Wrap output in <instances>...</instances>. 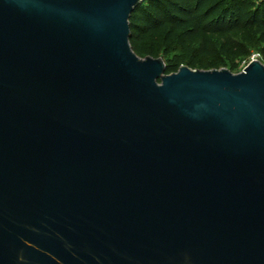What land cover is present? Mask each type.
Here are the masks:
<instances>
[{
  "label": "water",
  "instance_id": "95a60500",
  "mask_svg": "<svg viewBox=\"0 0 264 264\" xmlns=\"http://www.w3.org/2000/svg\"><path fill=\"white\" fill-rule=\"evenodd\" d=\"M145 0H0V264H264V64L131 48Z\"/></svg>",
  "mask_w": 264,
  "mask_h": 264
},
{
  "label": "trees",
  "instance_id": "16d2710c",
  "mask_svg": "<svg viewBox=\"0 0 264 264\" xmlns=\"http://www.w3.org/2000/svg\"><path fill=\"white\" fill-rule=\"evenodd\" d=\"M129 24L132 50L161 57L166 73L181 65L233 71L249 51L264 55V0H145Z\"/></svg>",
  "mask_w": 264,
  "mask_h": 264
},
{
  "label": "rangeland",
  "instance_id": "374dc122",
  "mask_svg": "<svg viewBox=\"0 0 264 264\" xmlns=\"http://www.w3.org/2000/svg\"><path fill=\"white\" fill-rule=\"evenodd\" d=\"M237 36V34H236ZM253 59H259L264 64V55H260L256 50L249 51L246 55H243V57L237 58V68L233 70V73L240 72L244 69L245 64L249 63ZM201 70H211V69H201Z\"/></svg>",
  "mask_w": 264,
  "mask_h": 264
}]
</instances>
